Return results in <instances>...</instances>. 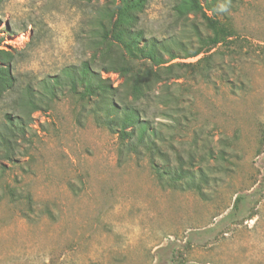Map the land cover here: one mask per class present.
Instances as JSON below:
<instances>
[{
  "label": "rangeland",
  "instance_id": "obj_1",
  "mask_svg": "<svg viewBox=\"0 0 264 264\" xmlns=\"http://www.w3.org/2000/svg\"><path fill=\"white\" fill-rule=\"evenodd\" d=\"M178 1L147 0L137 27L195 45L203 25L175 21ZM98 4L2 1L16 83L0 95V122L27 87L88 57ZM230 17L246 40L216 49L229 82L182 79L132 102L143 122L134 153L120 155L96 122L115 124L105 104L35 96L26 155L0 168V264H264V0H235ZM122 108L115 99L112 112Z\"/></svg>",
  "mask_w": 264,
  "mask_h": 264
},
{
  "label": "trees",
  "instance_id": "obj_2",
  "mask_svg": "<svg viewBox=\"0 0 264 264\" xmlns=\"http://www.w3.org/2000/svg\"><path fill=\"white\" fill-rule=\"evenodd\" d=\"M80 1L98 4L100 0ZM233 1L179 0L173 6L175 21L190 20L191 15L202 23L204 32L197 29V40L193 45L173 34L160 39L146 37L137 26L147 0H101L96 7L100 15L97 28L85 41L90 50L88 57L78 64L64 66L57 74L37 80L34 86L27 87L28 100L19 104L16 114H4L0 122V168L16 163L26 155L31 144L28 131L32 114L42 111L35 96L49 100L63 91L94 107L105 104V116L111 117L110 120L116 118V125L100 120L98 116L96 122L117 136L120 155L136 152L133 140L143 122L139 112L130 106L132 102L141 100L158 87H169L182 79L229 82L216 61V49L238 43L240 39L246 40L238 37L231 23ZM196 56L195 61H182ZM13 59L12 51L0 48V95L11 90L16 83L11 70ZM102 72L116 73L120 79L118 85L114 86L110 77L103 76ZM115 99L123 104L118 115L112 112ZM151 164L158 171L154 162ZM182 178L180 175L176 179ZM184 188H193L202 194L199 187ZM241 198L237 195L233 206Z\"/></svg>",
  "mask_w": 264,
  "mask_h": 264
}]
</instances>
